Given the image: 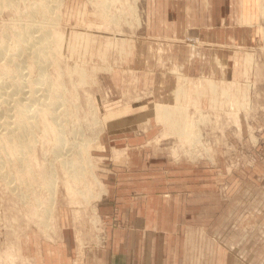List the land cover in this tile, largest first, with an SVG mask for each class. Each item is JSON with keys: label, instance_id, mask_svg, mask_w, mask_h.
<instances>
[{"label": "rangeland", "instance_id": "obj_1", "mask_svg": "<svg viewBox=\"0 0 264 264\" xmlns=\"http://www.w3.org/2000/svg\"><path fill=\"white\" fill-rule=\"evenodd\" d=\"M42 2L0 0V65L27 70L0 69L8 90L17 79L27 89L40 71L19 28L42 21L58 51L42 63V100L33 101L52 114L30 115L24 153L0 147V264L50 262L71 248L75 264H95L97 247L111 248L107 227L121 225L117 207L101 214L98 203L129 197L188 244L185 259L264 264V0ZM163 104L179 107V127L160 117ZM59 130L66 139L54 150ZM60 150L85 173L77 193L62 185L76 167L61 166ZM51 175L58 187L47 214Z\"/></svg>", "mask_w": 264, "mask_h": 264}, {"label": "bare ground", "instance_id": "obj_2", "mask_svg": "<svg viewBox=\"0 0 264 264\" xmlns=\"http://www.w3.org/2000/svg\"><path fill=\"white\" fill-rule=\"evenodd\" d=\"M8 1V0H7ZM40 2H42L43 0H39ZM12 2V1H11ZM10 2V3H11ZM38 2V1H37ZM45 2V0H44ZM42 2L41 4L44 5L45 3ZM60 2V0H59ZM8 3V2H7ZM9 3V4H10ZM44 3V4H43ZM13 4V2L11 3ZM40 4V3H39ZM38 4V5H39ZM103 4V3H102ZM37 5V4H36ZM136 5V4H135ZM45 6V5H44ZM49 6V5H48ZM38 8V7H37ZM43 8V7H42ZM104 8V6H103ZM50 9H51V6H50ZM105 9V8H104ZM132 10H134L133 8H131ZM32 10V9H30ZM29 10V11H30ZM52 11V9H51ZM31 12V11H30ZM33 12V11H32ZM54 12V11H53ZM106 12V11H105ZM35 13V12H34ZM32 14V13H31ZM42 18V16H40ZM46 20V19H45ZM40 22V21H39ZM42 22V21H41ZM41 22L39 24H33V23H30L29 25L27 26H24L22 28H19L20 30L17 32L19 34V37L18 38V41L21 40V41H27V42H23L21 47L23 49H25L28 54L32 55V59L31 61L33 62V65H38V68H40V71L39 73L34 76L33 79H31V84L29 85V87L27 89H24L22 88L23 86L20 87V82H22L21 80L17 79L16 80V83L15 84V89H12L11 90H8L6 88L5 85H3L1 82H0V117H2L1 119V124H0V147H6L7 145H10L11 147H14V150L17 151L20 153V152H25L23 149H21L20 146H22V144H25L26 141H23L24 140V136H25V132L31 127V120H30V115H33L34 113H41V116H46L47 113H51V110L48 108V105H46V102H41L42 105H45V107H39L38 105H34L33 101L34 100H39L40 98L37 97V95L34 94L35 92V89L37 88V84L39 83H43L46 79H45V76H44V70H43V62L45 61V59H52L51 57H49V54L50 52H54V48H52L50 45H49V38H50V34L48 33V30L49 28H47L46 24H45V27L43 25H40ZM46 22V21H45ZM28 23V22H27ZM38 23V22H37ZM50 23H53V22H50ZM19 26V25H18ZM51 26V25H50ZM10 27V26H9ZM21 27V26H20ZM54 27V25H53ZM52 27V28H53ZM59 28V27H58ZM18 30V29H17ZM16 30V31H17ZM55 30V29H54ZM36 32V33H35ZM41 32V33H40ZM13 37V36H12ZM27 37L29 39H27ZM57 37V36H55ZM61 38V37H60ZM51 39V38H50ZM59 39V38H58ZM62 39V38H61ZM10 45V44H9ZM14 46V45H13ZM1 48V47H0ZM55 52H58L57 49H55ZM55 52L53 53L55 55ZM4 53V52H3ZM53 55V56H54ZM5 56V55H4ZM52 56V55H51ZM57 56V55H56ZM48 57V58H46ZM10 58H14L12 56H10ZM31 58V57H30ZM55 58V57H54ZM3 59V58H2ZM30 60V59H29ZM53 60V59H52ZM55 61H57V59H54ZM2 61V60H1ZM248 62V61H247ZM18 62L16 61L15 64H12L14 66H8V65H4L3 67L0 65V69H4V73H8L10 74V72H17L19 74V76H24V74L27 73V70L25 69H22L20 67H16L15 65H17ZM18 69V70H17ZM2 73V72H1ZM57 73V72H56ZM53 74V73H52ZM63 76V75H62ZM22 79V78H21ZM61 80V79H60ZM62 82V81H61ZM58 84V83H57ZM44 85V84H43ZM36 87V88H35ZM67 87V86H66ZM16 88H18V90L20 91L19 95H13L15 94L14 92H16ZM56 90H58L59 87H55ZM59 92V91H58ZM56 94V93H55ZM60 94V93H59ZM48 96V95H47ZM23 99V100H22ZM48 99V98H47ZM57 99V98H56ZM42 100V99H40ZM65 100V99H64ZM56 102V100L54 101ZM59 102V101H58ZM92 102V101H91ZM93 103V102H92ZM1 104H3L4 106L2 107ZM92 105V104H91ZM35 106V109L33 111H31V107H34ZM41 106V105H40ZM162 110H161V115L160 117L162 119L165 120L166 123H169V125H171L172 127H179V123H181L179 120L180 118H178L179 116L178 115H181V111H176V109H178L179 107H175L173 108L174 106H170V105H165L163 104L162 105ZM90 108V107H89ZM90 110V109H89ZM20 112V115L18 116V118L13 122V123H10V119H11V116H13L14 114H16L17 112ZM92 111V110H91ZM172 111V112H171ZM172 113V114H170ZM54 114V113H53ZM174 115L177 116V118L174 119ZM66 116V115H65ZM40 116H38V119ZM48 117V116H46ZM66 118V117H65ZM182 118V117H181ZM57 119V118H56ZM95 119V118H94ZM187 118H184L183 116V121H184V125L186 124L187 125V122L186 121ZM70 120V119H69ZM55 121V119H54ZM53 121V122H54ZM61 121V120H60ZM68 121V120H67ZM39 122V121H38ZM56 122V121H55ZM74 123V122H73ZM44 124L46 125L47 122H46V119H44ZM49 124V123H48ZM55 124H58V123H55ZM53 125V124H52ZM58 125H61V124H58ZM1 126H3L1 128ZM54 127V125H53ZM59 126H57L58 128ZM68 127V126H67ZM72 127V126H70ZM69 127V128H70ZM57 128H55L57 130ZM53 129V128H52ZM59 129H62L63 130V127L61 125V128L59 127ZM185 128H179V130H177V133L178 134H182V131H184ZM61 130L57 131L54 135H53V141L56 142L55 146L54 147V150H56L60 145H62L63 143V139L65 140L66 138H63V134H60ZM53 132H55L53 130ZM63 133V131H62ZM67 133V132H66ZM193 134H191V132H188L186 134L187 137L189 138H192ZM29 136V134H28ZM56 136V138H54ZM52 138V136H49ZM196 137V136H195ZM29 138V137H28ZM86 139V138H84ZM69 140V139H67ZM71 140V139H70ZM91 140V139H90ZM25 142V143H24ZM77 142V141H75ZM81 142V141H80ZM91 142V141H90ZM54 143V142H53ZM66 143V142H65ZM70 144V143H69ZM46 145V144H44ZM43 145V146H44ZM27 146V145H26ZM65 146V145H64ZM28 147V146H27ZM67 146H65L66 148ZM71 148V147H70ZM75 148V147H73ZM68 149V147L66 148ZM78 149V148H77ZM86 149V148H85ZM64 150V149H63ZM87 150V149H86ZM82 152V150H80ZM67 153V151H65ZM70 152H72L70 150ZM66 153L63 155V151L60 150L59 152V155H61V158H62V164L61 166L63 167H68V168H71L73 166L76 167V162L75 161H71V163H66V160H65V155ZM73 153V152H72ZM77 152H74V154H76ZM18 154V153H17ZM72 156V155H70ZM81 156V155H79ZM78 156V157H79ZM1 157V156H0ZM73 159H74V156H72ZM77 157V156H76ZM77 157V158H78ZM9 158V156H8ZM30 158V157H28ZM59 158V157H58ZM76 158V159H77ZM82 158V157H81ZM26 159V158H25ZM67 159V158H66ZM69 159V158H68ZM71 159V158H70ZM86 159V158H85ZM90 159V157H89ZM54 160V159H53ZM82 160L84 159H81V162ZM4 161V160H3ZM10 161V160H9ZM1 162V160H0ZM32 162V161H31ZM78 162V161H77ZM18 163V162H17ZM21 163V162H20ZM33 163V162H32ZM50 163V162H49ZM24 164V163H23ZM22 164V165H23ZM29 164V162L27 163V165ZM52 164V163H51ZM69 164V165H68ZM76 164V165H75ZM92 164V163H91ZM21 165V164H19ZM21 165V166H22ZM53 165V164H52ZM85 166V164H83ZM4 166V165H3ZM71 166V167H70ZM1 167V166H0ZM30 167V165H29ZM54 167V166H53ZM53 167H50L53 169ZM60 167V166H59ZM62 167V169H63ZM80 167V166H79ZM17 168V167H16ZM21 168V167H20ZM26 168V167H24ZM40 168V167H39ZM52 171V169H50ZM78 167H76L77 169ZM81 168V167H80ZM80 168L79 169H75L74 171L72 170H69V172L66 173L67 177L64 178L63 182H62V185L63 186H66L67 187V190L70 191V192H76L77 193V189H80L81 188H78V187H74L73 183L75 180H79L81 178H79L82 174L84 175L85 173H81L80 171ZM88 167H86L85 169H87ZM18 169V168H17ZM22 169H23V166H22ZM27 169V168H26ZM82 169H84L82 167ZM1 170V169H0ZM21 170V169H20ZM37 170V169H36ZM49 170H48V174L49 173ZM68 170V169H67ZM66 170V171H67ZM79 170V171H78ZM3 171V170H2ZM22 171V170H21ZM42 171H43V167H42ZM54 171V170H53ZM64 171V169H63ZM87 170H85L86 172ZM91 171V170H89ZM16 172V171H15ZM45 173V169L43 171ZM42 172V173H43ZM3 173H6L3 171ZM55 173V171H54ZM87 173V172H86ZM1 174V172H0ZM26 174V173H25ZM28 174V173H27ZM47 174V173H45ZM43 174V175H45ZM57 173H55L56 175ZM2 175V174H1ZM12 175V174H11ZM11 175H9V177H11ZM54 175V174H53ZM51 175V176H53ZM4 176H8V175H5ZM17 176V175H16ZM20 176V175H19ZM39 176V175H37ZM47 176V175H46ZM8 177V178H9ZM82 177V176H81ZM91 177H92V183L97 184L99 186H102L101 185V181L96 177V175L91 171ZM14 178V176H13ZM22 179V177H20ZM37 178V177H36ZM38 178H41V177H38ZM46 178V177H44ZM6 179V178H5ZM25 179V178H23ZM8 180V179H7ZM11 180V179H10ZM9 180V181H10ZM44 180V179H43ZM15 181V180H14ZM56 181H57V178L55 176H53L51 179H47L46 178V181L44 183V187L46 186V189L48 192H50V195L48 194V196H50V207L47 209V214H50V209L54 203V196L56 195V190H57V187L55 184H56ZM6 182V181H5ZM25 182V181H24ZM30 182V181H29ZM8 184V183H7ZM31 184V183H30ZM43 184V183H42ZM39 185V184H38ZM8 186V185H7ZM27 186V185H26ZM9 187V186H8ZM33 187V186H32ZM89 187V186H88ZM35 188V187H34ZM90 188V187H89ZM85 189V188H84ZM87 189V188H86ZM91 189V188H90ZM45 190V189H44ZM83 191V190H82ZM91 192V190H90ZM101 193V192H100ZM81 195H85L86 196V193H84L83 191V194ZM99 195V193L97 192L96 193V196L97 197ZM87 198V197H86ZM46 203V202H45ZM44 203V205H45ZM47 204V203H46ZM46 206V205H45ZM45 213V209H44V212ZM47 219L44 218L43 220L47 221L46 224H48V218L49 215H46ZM43 224V223H42ZM44 225V224H43Z\"/></svg>", "mask_w": 264, "mask_h": 264}, {"label": "crops", "instance_id": "obj_3", "mask_svg": "<svg viewBox=\"0 0 264 264\" xmlns=\"http://www.w3.org/2000/svg\"><path fill=\"white\" fill-rule=\"evenodd\" d=\"M189 23V20H185V24ZM173 29V26H169L165 30L174 32ZM113 207H117L119 211L121 225L107 227V242L111 248L97 247L95 256L90 259L96 261L95 264H222V258L216 254L213 260L206 257L193 261L185 259L188 244H178L174 232L160 228L157 222L153 221V217L157 215H153L149 210L150 204H140L139 200L129 197L126 201H100L97 209L101 214H106L111 212ZM61 241L64 242L65 238ZM73 249L71 248L72 251H68L65 257L56 256L50 262L42 257L39 263L75 264ZM229 264H238V260L232 259Z\"/></svg>", "mask_w": 264, "mask_h": 264}, {"label": "built area", "instance_id": "obj_4", "mask_svg": "<svg viewBox=\"0 0 264 264\" xmlns=\"http://www.w3.org/2000/svg\"><path fill=\"white\" fill-rule=\"evenodd\" d=\"M187 42H190V43H193V44H197V39H191V40H188Z\"/></svg>", "mask_w": 264, "mask_h": 264}]
</instances>
